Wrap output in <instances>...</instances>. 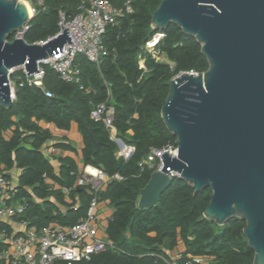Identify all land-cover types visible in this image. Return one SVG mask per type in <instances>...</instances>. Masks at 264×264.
Listing matches in <instances>:
<instances>
[{"label": "trees", "instance_id": "16d2710c", "mask_svg": "<svg viewBox=\"0 0 264 264\" xmlns=\"http://www.w3.org/2000/svg\"><path fill=\"white\" fill-rule=\"evenodd\" d=\"M30 1L35 12L22 35L28 43L44 41L56 34L59 12L69 18L79 5V0H41V4ZM110 1L121 5L124 0ZM160 2L132 0V12L107 26L102 37L106 54L100 62L78 57L82 88L59 79L45 67L44 84L53 93L52 97H46L38 87L26 84L24 77L15 81L13 76L19 70L11 73L13 104L9 109L0 105V173L14 164L21 169L17 196L25 200L22 217L28 226L40 228L51 222L73 225L86 216L93 197L108 200L113 213L105 233L111 246L89 260L70 264H252L254 253L243 235V220L231 218L217 225L203 217L210 188L195 192L175 176L155 205H138L139 192L153 172L152 168L140 165L149 148L176 145L175 136L166 129L160 116L170 79L179 72H203L208 67L201 45L176 24L171 22L156 30L151 27L152 13ZM157 32L163 37L155 51L157 56L166 58L163 61L143 48ZM100 101L114 107L117 136L135 148L128 159L116 154L117 145L104 125L90 118L93 104ZM39 121L62 130H68L71 122L77 124L83 139L82 163L108 177L105 189L92 192L89 184H77L78 168L70 158L62 159L58 172L54 170L42 153L43 144L52 135ZM7 131L11 133L8 138L4 136ZM55 145L68 148L63 143ZM115 174L122 179L112 178ZM46 178L59 188L52 189ZM62 188L68 189L71 203L65 201ZM55 202L66 209L61 210ZM174 250L178 252L172 258Z\"/></svg>", "mask_w": 264, "mask_h": 264}, {"label": "water", "instance_id": "95a60500", "mask_svg": "<svg viewBox=\"0 0 264 264\" xmlns=\"http://www.w3.org/2000/svg\"><path fill=\"white\" fill-rule=\"evenodd\" d=\"M32 16L24 0H0L4 109L13 104V69L24 66L30 75L38 71V61L74 43L62 25L43 44L17 37ZM171 22L201 45L208 67L170 79L160 116L176 138L177 156L161 154L163 166L140 190L138 205L158 202L172 182L167 172L172 169L195 192L210 188L204 218L217 225L231 218L245 222L252 264H264V0H161L151 27L163 29Z\"/></svg>", "mask_w": 264, "mask_h": 264}, {"label": "built area", "instance_id": "2783aa9c", "mask_svg": "<svg viewBox=\"0 0 264 264\" xmlns=\"http://www.w3.org/2000/svg\"><path fill=\"white\" fill-rule=\"evenodd\" d=\"M36 1L41 4V0ZM131 12L132 0H124L121 5H114L110 0H79L77 12L73 16L68 18L62 11L59 12V29L56 34L44 41L37 42L43 44L60 33L62 31L60 25H62L63 29H69L74 43L68 44L66 42L62 45V51L38 61V71L30 75H27L24 66L15 68L13 71L22 70L25 74L26 84L38 87L46 97H52L53 93L44 84L45 67L53 70L59 79L79 84L82 88L78 57L83 56L90 62L98 64L102 56L106 54L102 37L107 26L114 23L118 17ZM27 23L24 25L23 32L17 33V37H22L27 29ZM162 37L161 32L155 33L143 46L144 50L152 53L153 56H157L155 48ZM140 66L143 67L142 60ZM9 82L14 85L11 79ZM114 117V107L109 105L107 101L94 103L90 111V118L95 122H101L108 131L109 138L116 143V154L128 159L135 148L133 145L125 144L117 136ZM165 151H168L171 156H177L176 145H166L162 148L150 147L146 158L140 165L152 168L153 172L161 170L163 166L161 154ZM87 168L88 166L84 167L83 173L88 183L99 178V176L102 181L105 178L108 180V177L101 170L95 168L97 174L94 176L87 172ZM167 172L171 178L177 174L172 169ZM112 178L122 179L118 174ZM91 190L97 192L98 188L92 186ZM18 191V183L8 174L0 173V218H13L23 214L25 202L17 199ZM98 203V199L93 197L86 216L73 225L63 226L57 222H51L36 228L28 226L24 221L23 224L27 226L18 233H12L1 228L0 263L54 264L56 261H64L70 264L80 260H89L93 254L111 246L107 238L99 236Z\"/></svg>", "mask_w": 264, "mask_h": 264}, {"label": "crops", "instance_id": "0c3cea01", "mask_svg": "<svg viewBox=\"0 0 264 264\" xmlns=\"http://www.w3.org/2000/svg\"><path fill=\"white\" fill-rule=\"evenodd\" d=\"M38 4V2H36ZM39 125L42 128H47L51 133V138L48 139L42 146V153L47 157L51 165L54 167V170L58 172L61 164V160L65 158L72 159L78 168L79 178L77 180V184H84L87 185L90 183L87 182L85 179L83 169L84 165L82 163L81 159V148L83 147V139L78 131L77 124L75 122H71V126L68 130H62V129H56L55 126L51 123H46L44 121H39ZM10 132L7 131L4 133V136L8 138L10 136ZM56 143H63L66 144L68 148H60L56 146ZM91 167V166H88ZM4 173L11 176L16 183H18L19 175L21 173V169L16 167L14 164L12 167L3 170ZM46 183L51 186L52 189H58L59 186L53 182L51 179L46 178ZM105 185L103 186L102 190L105 189L107 180L104 179ZM91 186V185H90ZM92 187V186H91ZM26 190L30 191V188H25ZM62 192L65 194V201L69 204L71 203V199L68 197V189L62 188ZM90 192V191H89ZM17 199L25 201L24 198H19L17 196ZM77 200V197H76ZM56 205L59 206L61 210H65V206H62L55 202ZM78 205V200L75 203V207ZM113 213V208L109 205L108 200L99 201L98 203V226H99V236L102 238H107L105 229L108 223V220L111 218V215ZM24 214V212H23ZM17 215L13 218H0V229L5 228L6 230L12 232V233H18L21 232L28 224L23 219L22 215ZM26 222L27 225H24L23 222ZM180 248V247H179ZM181 249V248H180ZM178 250H174L172 252L173 256L176 255ZM175 258V257H174ZM1 264V263H0Z\"/></svg>", "mask_w": 264, "mask_h": 264}, {"label": "rangeland", "instance_id": "374dc122", "mask_svg": "<svg viewBox=\"0 0 264 264\" xmlns=\"http://www.w3.org/2000/svg\"><path fill=\"white\" fill-rule=\"evenodd\" d=\"M27 4V6L32 10V15L34 14L33 12V5L32 2L30 0H24ZM157 58L159 60H166L165 57L163 56H157ZM25 76V74L22 72V70H19L16 72V74L13 76L14 80H18L19 78H23ZM90 185L93 186L94 188H98V190H101L103 188V186L105 185V181H102L101 177L99 176V178H96L94 181H89ZM172 254V253H171ZM175 256H173L172 254V258H174ZM174 264V263H173Z\"/></svg>", "mask_w": 264, "mask_h": 264}, {"label": "bare ground", "instance_id": "6f19581e", "mask_svg": "<svg viewBox=\"0 0 264 264\" xmlns=\"http://www.w3.org/2000/svg\"><path fill=\"white\" fill-rule=\"evenodd\" d=\"M25 4H26V2H25ZM26 6H27V4H26ZM27 8H28V11H29V15H32V10L28 6H27ZM87 172H89L90 174H93L94 176L97 174V171L93 167H88L87 168Z\"/></svg>", "mask_w": 264, "mask_h": 264}]
</instances>
